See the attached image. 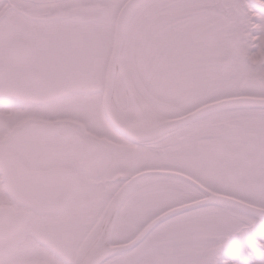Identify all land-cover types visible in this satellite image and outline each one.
<instances>
[{
    "label": "flooded vegetation",
    "instance_id": "1",
    "mask_svg": "<svg viewBox=\"0 0 264 264\" xmlns=\"http://www.w3.org/2000/svg\"><path fill=\"white\" fill-rule=\"evenodd\" d=\"M25 2L23 15H14L15 8L11 7L13 22L6 25L10 26L9 30L23 32L12 36L11 43L0 54V108L15 112L14 115L20 109L22 114L28 112L26 116L0 118V214H6L0 219V237H4L0 239V264H82L98 246L126 242L158 214L188 200L190 187L167 175H156L153 181L141 182L129 190L127 185L132 176L146 170L189 172L196 165L191 159L190 135L185 134V128L190 126L143 144L125 137L106 113L109 58L88 54L89 46L82 43L90 37L48 40V31L40 29L48 25L59 30L68 26L89 27L93 20L75 22L74 6L68 10L61 9V3L55 1ZM62 13L70 15V20L63 21L66 16ZM18 17L24 21L16 23ZM3 25L0 23V37ZM141 41L154 47L179 43L183 46L180 51H185L190 40L134 38L133 45H142ZM18 42L17 53L12 52V46ZM122 61L125 65L116 73L112 102L126 115L134 100L128 83L142 97L138 81L143 71L140 64L128 63L126 46ZM183 65L185 59L175 64L176 68ZM171 73V68L163 72L161 81L166 82ZM240 94L244 93L232 95ZM1 105H6V109ZM153 112L163 120L183 114L155 107ZM251 120H247L246 130L232 136L230 147L217 140L214 145H198L196 149L214 152L217 167L223 168L227 158H232L227 170L229 178L223 177L224 182L232 184L239 198L261 206L264 205V119H259L253 127ZM35 124L52 125L40 129ZM198 131L201 136L206 132ZM9 158L18 162L19 171L39 175V209L20 202L11 191L6 167L11 164ZM132 198H136V204L128 222L126 205ZM187 218L186 214L177 215L158 224L153 230L155 237L171 236L175 224ZM113 220L108 242L106 236ZM125 223L132 227L128 234L124 233ZM135 249L129 255H116L102 264H135L143 248Z\"/></svg>",
    "mask_w": 264,
    "mask_h": 264
},
{
    "label": "rangeland",
    "instance_id": "2",
    "mask_svg": "<svg viewBox=\"0 0 264 264\" xmlns=\"http://www.w3.org/2000/svg\"><path fill=\"white\" fill-rule=\"evenodd\" d=\"M172 1L175 5L183 7V2L189 5L191 1L199 2L200 0H183V2L182 0ZM79 2V0H73L63 3L61 6L72 7ZM167 2L168 0H147L143 4L145 7L139 14L140 20L146 25V21L144 20L152 16L151 14L157 12L158 9L162 7L167 8ZM243 2H245L247 6H245ZM87 5H89V3ZM243 7L245 12H241ZM1 8L2 7H0V9ZM222 10L225 20L212 18L202 21L199 17L195 18L189 15L188 12V15L182 17V21V18L179 17L175 21L176 23L172 25L173 27H181L183 29L181 31H184L186 33L185 35L182 36L178 33L169 35V30H164L158 35L159 38L166 36H181L188 40L189 38L198 39L199 43L197 44L199 45L189 46L184 53L186 55V61L188 62L182 67L176 68L175 66L178 61H176L174 57L176 49L179 48L176 44L156 47H154V45L136 46L135 50L132 48L128 51V63L131 64L133 61L132 59H136L135 62L140 64L139 67L143 71L142 79L140 83H138V86H140L139 90L144 98L150 101L155 108L160 110L164 109L173 114H181L198 107L204 100H212L214 97L216 98V96H220L224 92H229V90H225L221 88V86H230L231 84L235 86L238 84L240 85L245 77H249L250 79L261 78L264 82V77L263 75H259L258 69H249L250 65H247V63L241 66V60L237 63L239 64L237 67H232L226 71H224L221 67L222 65H220L222 55L230 50L227 35H230L233 31L238 32L242 38L239 45L240 56L247 54L246 51H251L253 48H256L253 52L256 56L264 54V0H224ZM82 11V8H74L76 19H80V17L85 18ZM2 15L3 13L0 12V17ZM5 15H8L7 11ZM157 16L158 15H153V17H151L153 21L151 22L150 19L148 20L149 24L158 23L159 26V23L163 20L160 19V15L158 16L159 19ZM93 17L96 18V16ZM232 20H234V24L230 23ZM15 21L16 23H21L24 19L18 17ZM63 21H67V19H63ZM142 22L139 28L145 26L142 25ZM4 23L9 24V21L7 20ZM114 24L109 23V26H106L105 24L97 23L89 27L78 25L74 26V29L68 26L62 28V30L48 25L41 26L40 29L45 28L48 31V40H54L55 38L61 39V37L68 39L73 36L74 38L90 37L88 42L82 43L89 46L90 51L88 54L94 55L95 57L100 56L106 60L112 50ZM3 26L1 29L3 34H1L0 37V54L3 53V49L6 45L8 46V44L11 43L13 39L12 36L17 37L23 32L22 29L10 28L9 30L8 27L10 26ZM170 28L171 26L169 29ZM135 31L136 30H133L132 34H134ZM67 32H70L71 35L66 36L65 34ZM138 37H141V35L130 37L129 44L133 45V39ZM36 40H38L37 36ZM74 53H76L75 47ZM170 54L171 56L169 57ZM154 62H156L155 65ZM124 65L125 64L122 63V69H124ZM172 65L174 66L172 67ZM170 68L172 70L171 75L166 82H162L161 78L163 72L167 71V69L170 70ZM250 86L253 87L251 84ZM250 86H248L245 92L249 91L251 94L255 93L264 96V89L252 88ZM1 107L6 109V106L1 105ZM34 110L37 111L38 109H31V111ZM133 110H135V107L132 101L128 114L126 115L130 117L134 112ZM252 111L257 114H262L264 112V110L257 109ZM22 112L23 109H20L14 115L13 113L15 112L7 110L2 111L0 108V118H11L10 116L21 117L28 114L27 111L25 114H22ZM194 127L195 126L187 127L190 128L191 131L185 128V134L190 135V137L198 135L199 128ZM229 135L222 136V134L216 132L215 129H211L207 131L204 136L198 138V140L191 139V159L194 158L196 162L200 161V165H196V169L191 168V171L188 173L205 186L215 191L232 194L234 193L232 184L225 183L223 178H229L227 170L230 168L229 164L232 158H227L223 168H221L223 170L221 173L219 172V166L217 167V165L214 164L216 159L214 152L211 153L207 149L194 150L199 144L204 147L214 145L217 138L220 140L223 139L224 141H222V143L230 147L232 141L228 140ZM233 173H235V171ZM146 181H153L152 177L147 178L144 182ZM180 183L185 186L187 185L185 182ZM241 185L245 186V183H241ZM190 190V197H188V199L199 198V196L202 195L201 191L194 186H191ZM262 200H264V198H262ZM262 203H264V201ZM135 204L136 198H132L126 205L128 222L129 218L134 213ZM174 229L173 235H179V237L170 239L164 238L162 241L168 243L167 248L173 245L175 247V249H172L173 253H175V251L180 252V257L170 252V256L165 259L161 254L152 255V252L148 251L150 254H148L146 258H143V261H136L135 264H154L161 259V264H167L168 260L171 261V264H195L203 258L204 249L207 251L213 242L221 241L222 239H225L223 243L224 250L221 259H217L218 264H236L233 260L228 261L229 257H231L230 253H232V257L239 259L238 264H264V224L255 217H250L234 208L204 209V211L194 213L189 219L177 222ZM131 230L132 227H128V224L125 223L124 233L128 234ZM156 240L157 238L151 239V244L157 243ZM144 245H146V243ZM165 251L168 254L169 251L167 249H165ZM176 258L179 259L174 263ZM217 262L214 264H217Z\"/></svg>",
    "mask_w": 264,
    "mask_h": 264
},
{
    "label": "water",
    "instance_id": "3",
    "mask_svg": "<svg viewBox=\"0 0 264 264\" xmlns=\"http://www.w3.org/2000/svg\"><path fill=\"white\" fill-rule=\"evenodd\" d=\"M143 1L144 0H128L126 4L122 7L116 23L114 50L108 68L107 80L109 82L107 85L106 96H105L106 113L110 121L113 122L112 124L120 132L124 133L125 136H127L134 142H144V141L146 142L150 140H155L157 137L162 136L163 134L172 132L183 126L185 127V125L191 122L199 120L203 117L205 118V116H208L216 112L230 110V109H237V108H245V107L264 108V97L232 96L227 98L224 97L222 99L206 103L201 107L195 109L194 111H191L190 113L185 114L183 116L167 119L161 122L151 123L148 125L130 124L128 122H125L124 120L122 121V119L117 117L114 114V112H112L113 110L109 105L108 101H110L111 99L115 72L120 62L126 31L129 22L131 20L130 18H132L134 12L137 10V8L140 6V4ZM230 42L232 44L231 47L233 51L231 53L224 55L226 61L223 62V66L225 68H228L234 60L236 49L239 43V36L237 33H233L231 35ZM17 44H19V42L12 46L11 48L12 52L17 53ZM26 52L28 54V50H26ZM1 70L2 67H0V71ZM254 84L259 86H264L263 83L258 79L254 80ZM48 126L50 125H44V127H48ZM34 127L42 128L43 126L37 124ZM17 165L18 163L16 161L15 164L11 165L12 168H10V166L7 165V177L11 183V188L14 191V193H16V196L19 200L23 199L30 206L37 208L40 206V195H39L40 180L37 176H30L27 178L26 176L27 174H21L19 170L14 168ZM157 172H164V171H157ZM167 172L186 178L187 180L191 181L192 183L200 187L207 194V196L197 201H193L190 203L188 202L187 204L175 207L170 211H168L167 213H164L159 218L155 219L149 226H147V228L141 233V235L138 236L133 241H131L129 244L115 246V247L108 246L101 250L95 251L91 256L88 257L87 261L84 264H100L102 260L107 258L109 255L127 251L133 246L138 245V243L142 241L147 234H149V231L162 220L168 218L169 216L181 212L193 210L203 206H208V205L230 206L237 209H241L264 221V207L251 204L249 202L241 200L240 198L215 192L203 186L201 183H199L197 180H195L194 178H192L187 174L177 171H167ZM221 251H222L221 245L211 247L207 252V256L199 264H210L212 260L215 258V256Z\"/></svg>",
    "mask_w": 264,
    "mask_h": 264
},
{
    "label": "trees",
    "instance_id": "4",
    "mask_svg": "<svg viewBox=\"0 0 264 264\" xmlns=\"http://www.w3.org/2000/svg\"><path fill=\"white\" fill-rule=\"evenodd\" d=\"M0 1H5L6 0H0ZM92 5H93V9L95 12H101L102 14H109L111 16H116L117 14V11H118V6L119 4H121V2H124L125 0H92ZM245 1V0H244ZM86 2V0H85ZM16 6H22V4H24L23 2H20V1H16L14 0L13 2ZM206 3V6L209 7H212V5L214 6H220V4L222 5V0H205V1H199V2H196V1H193L191 3L192 6H196L195 10H198L199 8L197 6L199 5H204ZM243 4H245V6H247V4L245 2H243ZM78 6H82L83 5V2L80 1L79 3H77ZM188 7V6H187ZM189 8V7H188ZM103 12H106V13H103ZM210 15H207V18H209ZM223 19H224V16H223ZM225 20V19H224ZM231 114V113H229ZM229 121V120H227Z\"/></svg>",
    "mask_w": 264,
    "mask_h": 264
},
{
    "label": "bare ground",
    "instance_id": "5",
    "mask_svg": "<svg viewBox=\"0 0 264 264\" xmlns=\"http://www.w3.org/2000/svg\"><path fill=\"white\" fill-rule=\"evenodd\" d=\"M136 99L137 100H135L136 101L135 110H133L134 112L131 114L130 117L123 115V113L121 114L118 111L117 106L114 104V110L116 114L130 123H133V122L134 123H143V122L147 123V122L158 121L160 119L156 114H154V112L151 111V109H149L143 103L142 100H140L138 97Z\"/></svg>",
    "mask_w": 264,
    "mask_h": 264
}]
</instances>
